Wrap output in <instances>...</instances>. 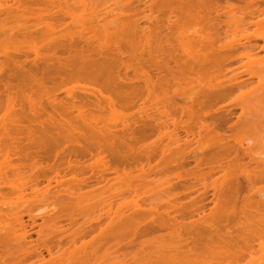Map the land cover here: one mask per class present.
<instances>
[{
	"label": "bare ground",
	"instance_id": "1",
	"mask_svg": "<svg viewBox=\"0 0 264 264\" xmlns=\"http://www.w3.org/2000/svg\"><path fill=\"white\" fill-rule=\"evenodd\" d=\"M76 1L77 0H0V76L2 77L0 79V114L2 113V117L0 115V264H264V187L258 188V184L264 182V168L259 171L258 169L255 172L252 171L253 173L245 170V174L240 177V169L242 167L241 161H244L242 159L245 158V152L242 151L244 155L240 153L242 145L237 143L235 133L227 134L226 131V154H224L226 155V172L224 171V166L223 168L221 167L223 170L219 167L218 171H224L226 173V178H219V180L217 178V180H215L216 178H213L211 174L207 175L209 173L214 175L216 170L214 167L211 169L208 165L207 167L209 170L206 171L209 172L205 173V175L208 177L212 176L214 181H212L210 177L208 179L207 176L205 180L202 178L205 181L204 183H206L207 179L211 182L209 184L207 181L206 184H209L206 185L207 187L202 183L203 188H207L205 191L209 190V187H213L214 189L212 200H209V203L213 201L212 203H214V206L212 207L214 208L212 210V208L210 209V207H208L210 209L208 213H206L208 208L205 209V206L202 205L204 201L201 200L202 198L199 199L202 202L197 200V202L200 203L199 205L197 202L192 201L190 202L192 204L188 206L189 199L185 201L186 199L184 198L185 200H183L185 203H183L181 199L179 200V198L177 201L176 198L178 196H175V200L172 199L173 196H168V198L165 196L166 198L164 199V197H161L162 192L159 191L160 189L158 190V188H160V186L158 187L159 184L162 188L163 186L165 187V185L166 187L174 186L170 180H167V182L165 181L164 184H161V182L157 183L159 181H155V176L160 173L164 175L166 173L178 172L176 170L180 169L177 167L179 161H175L177 159L174 158L178 156L176 154L178 151L180 152L182 147L176 152H173L172 155H170L171 151L170 154L167 155V157L170 156L167 160L168 162L166 161L167 157H165V162L161 160L163 163H159L160 165L156 164L159 159H157L156 162L152 159L150 161L149 159L150 162L154 161L155 164L153 165H156V167H154L152 163L148 164V160H146V166L138 164V166L133 169L131 166L134 163L132 165L130 164V162L132 163V161H134L136 163L134 165H137L138 162H136L134 158L140 161L136 156L141 157L139 154H136L137 152L135 151L137 147L134 146H136L138 142L141 143L149 134L152 135L155 126L157 124L159 125V120L161 122L162 118L159 119V117L162 116L160 115H157L159 120L156 118L158 122H156V120H153L155 122H152V120L148 121L149 119L155 118L152 116L153 113H151V115L149 114L150 110L155 111L154 113L157 112V114L159 112L167 119L170 117L172 120H175L173 115L180 110H176L177 108L175 107L179 100V102L183 103V106L180 108L187 116L183 114L186 118L188 117L190 119V124H188L189 122L186 120L185 123L188 122L186 123L187 125L183 124L184 126H188L187 128L181 125L184 121H182V123L179 121L181 123L180 125L181 127L183 126L182 129L185 128V130H187L189 128L187 131L190 130L189 132H192L191 126L192 123H194L192 120H194L195 113H197L195 110L197 105L195 107V104L198 102L202 104L203 102V100H200L202 101L200 102L197 98L207 100L205 98H209L210 96L216 99L220 97H226V99L234 97L236 99V103L234 104L240 107L241 110V114L238 116V122L242 118L244 119L247 116L255 115L258 109L264 107V56H260L261 52L264 53V44L259 46L257 43L259 41L264 43V4H261V1L264 0L260 2L259 0H155L157 3L153 0L152 4L146 5L147 7L144 2L146 8H141L140 3V6L133 5L131 2L132 0H90L91 3H85V0H78V3L81 5ZM129 3L132 5H128ZM78 5H80L81 8L80 6L78 7ZM78 8L80 10H78ZM88 11H90V16H88L89 13L86 14ZM84 13L86 15H84ZM141 14L144 15H142V18H140ZM105 16L106 18H104ZM162 16L163 18L165 16V22L164 20L162 21ZM170 16L174 18H170ZM140 22L146 24L145 28L144 26L140 27ZM161 31L163 35L160 34ZM84 35H86V37ZM137 35H141L142 37H137L138 40L136 39ZM170 35H174L175 38L171 39ZM162 36L165 37V39L162 38ZM119 40L122 43L123 41L128 42V44L125 43L129 45L132 52L125 49L127 53L131 52L132 54L130 53L128 54L129 56H127V54L125 55L126 52L124 53L122 49L120 51L118 45L124 46L125 44H122ZM157 40L162 42L158 41L160 45L158 43L156 46ZM172 40L173 42L176 41L175 44L179 47L181 52V54L178 53L177 56H174V54L172 55L170 50L175 45L171 43ZM138 41L146 42L144 48L148 49V52H150L149 55L147 49L146 52L143 50L142 44L144 42ZM111 43L115 44L112 45L113 47L115 46L116 53L115 48L110 45ZM164 44L165 46H162V49L161 47L157 49V47ZM152 46H156L154 47L155 51L157 49L156 52H153ZM138 48L142 51L140 50L139 52ZM165 48L166 51H168L167 56L169 57H164L168 59V62L163 63L161 60L162 57H160V55H163L160 53H163ZM134 50L139 53L134 54ZM142 52L146 54L141 55L140 53ZM169 52H171V55ZM137 54H139L140 60L134 57L135 55L137 56ZM124 55L125 57L127 56V58L122 61ZM141 56H143V60H141ZM118 61L120 62L118 63V65L120 64L119 66L117 65ZM125 61L126 63L128 62V64H125ZM171 62H174L173 65H175L174 67L176 69L173 68V70L171 68L169 65ZM120 66H122L125 72H122ZM252 66H256L255 68L258 69L257 71L263 75L251 71L249 68ZM225 68L226 74L224 72ZM155 70L158 73V77H155L154 75L157 74H153L152 72ZM128 71H132L131 73H133V75H129L128 73L130 72ZM154 77L157 80L154 79ZM253 77L257 79L256 84L252 80L254 79ZM223 79H226V87L223 83ZM74 82H84V88L81 90L84 92L83 94L88 97H85L86 101L76 105V87L66 90L65 94L67 98L72 101L70 104L68 103V105L66 103V105L69 106V114L66 110L59 107V104L61 103L60 105H62L64 101L62 102L61 100V102L58 103V100L53 97V92H55L53 90H56L58 84L64 85ZM140 82H144V84ZM87 83L88 86L90 85L89 87L85 85ZM142 95L144 98H142ZM44 98H46L48 102L46 105L49 104L51 108L54 109L53 114L55 115L51 113L50 106L48 108V106L45 105L46 101L43 100ZM137 98H139L138 101H140V99H145L141 100L142 107H140L144 109V111L142 110V113H144L143 115H145L148 109L146 116L149 117L147 121L150 125L144 128L148 129L147 127H149L150 133L141 129V132L135 130L137 134L135 132L131 134L134 130H130L129 128L128 130L125 129L126 127H123L124 125H128V117L124 112L134 105V100L138 102ZM90 99H92L91 102ZM175 101L177 104L173 103ZM170 102L173 106L172 104L169 105ZM55 103L58 104V106ZM41 104L47 109L41 110ZM146 104L149 105L147 106ZM39 105H41L40 108ZM55 105L57 107H55ZM91 106L94 107L93 112L92 110L91 112L88 110ZM170 107L173 109L172 111ZM38 109L41 110V112ZM48 109H50V112L47 111ZM57 110L60 111V113H58L60 115L55 113ZM63 110L64 112L62 113L61 111ZM43 111L50 115L47 114L45 119H40L42 121L39 123L38 117L42 118L44 116V114H41ZM67 113L69 116L74 114L75 117L73 116L72 119L69 118V121L66 119L68 116ZM183 114L182 116H184ZM38 115H42V117ZM52 115L54 117L56 115L60 116V118L54 119ZM227 120L228 119H226V121ZM120 121H122L123 124L122 122L120 123ZM162 121L161 125H165V128H167V126L169 127L167 121L166 124L165 120ZM179 122L175 123L174 121L173 125L175 123L176 127V124H179ZM37 123H39V125L41 124L38 128H36ZM118 123L122 124H119V126L123 127L122 132L121 129L120 132L118 130ZM158 125L156 127L159 129ZM237 125L238 123L236 126ZM116 129L120 134H123L120 135L115 131ZM155 129L158 130L157 128ZM125 130H127L125 134H127V132L130 133V135L128 134V138L124 136ZM176 133H169L167 135L166 132L165 135L169 138L173 136L176 137L178 135V133ZM187 134L190 133L187 132ZM217 134L219 133L217 132ZM132 135L136 137L133 138V140L137 144L133 142L130 146V141H133L132 137H130ZM210 136L211 135L208 133V135L204 137L206 143L202 144V148L199 146L200 151L203 149L205 150L211 145H209V143H211V140L215 137L211 138ZM126 138H130L131 140L128 142ZM188 139L187 137V140ZM220 139L213 140V143L215 141H218L216 143L223 142ZM206 140H208L209 143ZM195 141L197 140L193 142ZM201 141H203V139L197 142L201 143ZM232 141L237 143L240 147L238 148L232 145ZM63 142L71 145V147H67V149L69 148L68 153L70 155L77 154L78 157L81 156V158H85V156L87 158V155H95L96 163H92V161L89 160H94V157L87 158L86 161L89 160L88 162H91L92 165L96 164V168L91 164V168H88V166H86L87 164L83 165L84 169L86 167L88 171L92 169V171L90 170L92 172L91 174L94 173L93 170L96 171L98 169L102 174L106 172L118 174V177H116L117 182L115 181L116 185L112 183L109 188H107V186L111 181L109 183L107 181H109L108 179H110V177L108 178L107 176L108 179H104V177L102 180L100 179L101 181L104 180L105 184L106 182L108 183L107 185L102 184L108 190L104 188L105 190L103 189L100 191L105 193L107 191L108 193L109 191L112 192L114 188L117 192L119 191V194L116 193L114 196H108L106 194L108 197L102 201V204L95 200L99 205L101 204V208L102 205H104V207L108 206L107 210L105 209L104 213L101 212L102 214L96 218L94 217L95 214L93 216L91 213L90 215L93 216L94 219L90 221L89 219L92 217L90 215H87V217L86 214L83 213L82 220L83 218H89L84 221V223L87 221L89 222H87L86 225L84 224L85 226L83 225L84 227H81V229H79V227L82 224L79 225L78 228L76 227L77 231L74 229V232L72 231V233L68 234L69 232L65 233L64 231L66 229L56 228L55 226H58L57 223H52L54 218L50 220L51 224L55 225H53L54 227L52 226L53 230L55 229L54 231L51 228L48 232L44 229L33 232L32 228L35 227L34 225H37L34 224L36 222L34 221L35 218L30 217L33 223L25 224L23 217L20 216L21 214L18 211L19 207L31 205V203H34L36 200L43 201V199H49L47 197H53L55 200H59H57L58 203H55L56 201L54 200L55 205H58L60 202L58 205V214L56 215L61 213L62 218L64 217V219H67L66 217H68L70 219L78 217L74 212L75 216L70 217L72 215L71 209L73 210L74 207L77 208V205L83 204L82 202L86 203L85 200L92 201L96 198L94 195L90 196V194L93 193L92 189H90L92 190L90 193L85 190L90 187V184L92 187L95 183L93 180H97L95 178H98L96 176H99V174L96 175L95 173L96 176L93 174L94 179L92 181H90L88 176V181L86 179H84L86 181L78 180L77 176L80 174L77 175L78 169L75 168L76 165L73 166V164H71V166L67 165V168L63 167L65 165V163L63 165V161H68L65 159V157L67 158L65 154V157L62 156V158L64 157L62 163L61 158L57 160L60 161V164L57 165L58 167H56V169L53 166L54 163L58 162H54L53 166L48 165L50 161L52 163L53 154H55L56 151L58 157L59 154L57 153L59 152L56 149L59 147L61 148ZM175 142H177V140ZM186 142L187 141H185V143ZM189 142L192 143L191 141ZM189 142L186 145L187 147H190V145H188ZM59 143L60 145L57 147L58 145L55 144ZM182 144L180 143V145ZM177 145L179 144L177 143ZM183 145L185 146V144ZM63 146H65V144ZM54 147L57 148L54 149ZM124 147H126L128 151H124ZM191 147L190 149L185 148L191 150V153H195L196 151L193 149L196 148ZM117 148H123V151L119 150V153ZM130 149L132 151L135 149V151H133L136 154L135 157H133L134 153H128ZM168 149L166 150L164 148L166 152ZM243 149L245 148H242V150ZM188 150L187 152H190ZM204 150L202 152H204ZM222 150H220L221 153ZM116 151L118 152V157H121H119L121 160L122 157L125 160V156H127V159L131 156L129 157L131 158L130 161L128 159L129 162L125 160V162L131 165L128 166L129 164L126 163L127 167H130V169L128 168L129 170L125 168L124 163V167L120 168L122 162H120L119 159L115 160L118 158ZM109 152H115V156ZM123 152L126 153L123 154ZM140 152V154L144 153L143 150ZM160 152H162V150ZM182 152L180 153L182 154ZM215 152L216 151H214L212 155H214ZM61 153L63 154V151ZM196 153L198 158L193 156L195 160L197 159L195 161L196 166L195 169L193 167V171L191 170L194 175L195 173L199 174V172L204 171L203 169L205 166L203 164L205 158L202 159V156L199 158L198 152ZM207 153H205V155ZM105 154L110 159V163L115 160L113 164H110L108 160H106ZM201 154L203 155V153ZM153 156L157 158L156 154ZM182 156L184 155L182 154ZM188 156L186 159L190 157ZM245 156L247 157V155ZM208 157L211 159L213 158L212 156H207V158ZM48 158L51 160L46 161L49 163L45 164L44 162L48 160ZM55 158L53 161H55ZM153 159L155 158L153 157ZM169 159H173V161H169ZM76 160L78 161L79 159L76 157ZM255 160L256 159L253 157V163L258 164L257 166L261 165V163H258L259 161L256 162ZM143 161L144 160L141 162L143 163ZM181 161L183 160L181 159ZM174 162H177L175 166H173ZM43 163L45 165H43ZM77 165H79V163ZM80 165L82 166L81 162ZM179 166H181V168L182 166L184 167L182 164ZM190 166H188V168L192 169ZM61 167L63 168L62 171L65 169L68 170L69 173H67V170L66 173L70 175V178L72 177L71 179L75 183V185L73 184L74 187L67 188V186H70L66 184L67 182L63 184V182L68 179V175L66 173V176L65 174H60ZM261 167L257 168L260 169ZM185 170L182 169V172H180H188L186 168ZM242 170L244 169L242 168ZM49 173L50 175L52 174V178ZM191 173L189 174L191 175ZM179 174L176 173L175 175L177 180L185 179V177L183 178V176H179ZM189 174L187 173L188 176ZM53 175H55V177ZM203 175L204 174H202V176ZM243 176L246 177V179H242V181L240 178ZM59 177H62V179H59ZM153 177L155 180H152L154 179ZM39 178L45 179V183H48L47 186L45 185L44 187L45 190H41L39 187L41 183ZM247 178H249L248 181ZM52 181H54L53 183H55V185L52 184ZM97 181L96 184H99ZM104 181L102 183H104ZM88 182L90 183L89 185ZM176 182L177 181H175V185ZM98 184L93 186L99 188L101 184ZM202 184L200 185L202 186ZM64 185L67 186L63 187ZM196 185L197 184L190 186L195 187ZM114 186H118L119 189L117 190L118 187L115 188ZM53 187L55 191L57 190L56 192H54ZM83 187H85V192L83 191L85 194L83 192L80 193ZM155 187L158 192H160V195L159 193L157 194ZM182 187L184 188V186ZM193 187L188 188V190L191 189L192 191L196 188ZM60 188H62V190ZM63 188L67 189L63 190ZM162 188L161 191L163 190ZM165 188L164 190L169 193L170 191L168 190L170 188L168 190ZM164 190L163 192L166 193ZM218 190H220V192ZM215 191L218 193H215ZM245 191L248 193H244ZM188 192L189 191H187V193ZM124 193H128L127 196H129V198L123 196ZM11 195H13V198L15 195L19 196L15 198V201H12L10 198ZM98 195L96 199L99 198ZM102 196H100V199ZM120 196L127 198L122 201L118 198ZM186 196L187 194L185 197ZM203 196H205V194ZM65 197H67L68 200ZM197 197L198 196H196L195 199H197ZM63 199L67 201L64 203L66 205L62 204ZM73 199H75L77 203L81 202V204L76 203V205H74L72 202L74 207H71L72 204L68 206L71 200L74 201ZM114 199L119 202L116 204L115 211L113 209ZM37 201L35 203H37ZM95 205L96 204H94V206ZM163 207H165V209ZM85 208L87 207L85 206ZM67 210L71 211V214L68 211L69 216L68 214L64 216ZM83 210L87 211L88 209L85 210L82 208V212H84ZM63 211L65 212L62 216ZM80 211L78 212L80 213ZM90 211L87 213H90ZM99 213L100 212L97 211V215ZM56 217L59 219L58 216ZM61 217L60 219H62ZM193 217L195 219H193ZM44 221L47 222L46 219H44ZM81 221L79 220L77 224ZM45 222L43 223L46 224ZM70 225H73V223L71 222ZM40 227L39 225V228ZM51 231L61 236L59 238L56 234L57 238L55 237V239L58 241H55V239L51 241V239H53L52 235H55L54 233L52 234ZM31 232L37 234V243L31 240ZM49 232H51L52 235ZM89 237L90 239H86ZM145 238L146 240H144ZM45 254H47L49 258H45Z\"/></svg>",
	"mask_w": 264,
	"mask_h": 264
},
{
	"label": "rangeland",
	"instance_id": "2",
	"mask_svg": "<svg viewBox=\"0 0 264 264\" xmlns=\"http://www.w3.org/2000/svg\"><path fill=\"white\" fill-rule=\"evenodd\" d=\"M80 1H81V0H80ZM89 1H90V0H85V3H91L92 0H91L90 2H89ZM135 1H136V2H135ZM137 1H138V0H132L131 2H132L133 5H137V6H140V4H141V6H140L141 8H146V7H147L146 5H149L150 3H151V4L153 3V0H152V1H151V0H148V1H147V0H145V1H144V0H142V1L139 0L138 2H137ZM149 1H150V2H149ZM154 1H155V0H154ZM156 1H158V0H156ZM156 1H155V3H157ZM159 1H160V0H159ZM260 1H261V0H259V2H260ZM76 2L78 3V0H77ZM144 2H145V6H146V7L144 6ZM139 3H140V4H139ZM78 4H80V3H78ZM132 4L129 3L128 5L131 6ZM261 4H264V1H261ZM80 5H81V4H80ZM80 5H78V7H79ZM80 8H81V6H80ZM78 10H80V9L78 8ZM101 10H102V8H101ZM89 12H90V11L86 12V14L89 13ZM86 14L84 13V15H86ZM142 15H143V14L140 15V16H141L140 18H142ZM88 16H90V13H89ZM88 16H87V18H88ZM143 16H144V15H143ZM104 18H106V16H105ZM107 18H108V16H107ZM160 18H161V17H160ZM162 18H163V16H162ZM170 18H174V17L170 16ZM102 19H103V18H102ZM165 19H166V18H165V16H164V18L162 19V21L164 20V22H165ZM173 20H174V19H173ZM164 24H165V23H164ZM140 25H141L140 27H143V26H144V28H145V25H146V24H144V22H140ZM164 32H165V31H164ZM160 34L163 35L162 31L160 32ZM164 34H165V33H164ZM161 35H159V36H161ZM84 36L86 37V35H84ZM87 36H88V35H87ZM139 36L142 37L141 35H139ZM139 36L137 35V36H136V39H138L137 37H139ZM166 36H167V35H166ZM89 37H90V35H89ZM140 37H139V38H140ZM143 37H144V35H143ZM170 37H171V39H172V38H175L174 35H172V36L170 35ZM170 37H169V38H170ZM162 38L165 39V37H163V36H162ZM122 40H123V39H122ZM138 40H139V39H138ZM141 40H142V38H141ZM143 40H144V39H143ZM162 40H163V39H162ZM174 40H175V39H174ZM119 41H120V40H119ZM136 41H137V40H136ZM144 41H145V40H144ZM144 41H143V42H144ZM158 41H159V40H157V43L155 42V43H156V46H157V44H158L159 42H162V41H159V42H158ZM170 41H171V40H170ZM120 42H121V41H120ZM120 42H119V43H120ZM125 42L128 44L127 41H125ZM125 42H124V41H123V43L121 42L122 44H125L124 46H121V45H118V44H117V45H118L120 51H121V49H122V51H124V53L126 52L125 55L127 54V56H129L128 54H130V53L132 52V50L130 49L129 45H126ZM138 42H142V41H138ZM143 42H142V43H143ZM175 42H176V41L173 42V40H172L171 43L174 45ZM115 43H116V42H115ZM117 43H118V42H117ZM142 43H141V44H142ZM257 43L259 44V46H261V45L264 44L262 41H259V42H257ZM112 44H113V43H111L110 45L113 47V45H115V44H113V45H112ZM144 44L146 45V42H144V43L142 44V46H143V50H145V52H146V49H147V48H146V49L144 48V47H145ZM153 44H154V43H153ZM161 44H162V43H161ZM154 45H155V44H154ZM159 45H160V43H159ZM159 45H158V46H159ZM175 45H176V44H175ZM175 45H174V46L172 47V49H170V50H171V52H172V55L174 54V56H177V54H178V53L181 54V52H180V50H179V47H177V45H176V46H175ZM111 46H109V47H111ZM120 46H121V48H120ZM140 46H141V45H140ZM142 46H141V47H142ZM156 46H152V47H153V48H152L153 52L155 51V50H154V47H156ZM162 46L164 47L165 44H164V45H161V46H159V47H157V49H159L160 47H161V49H162V48H163ZM116 47H117V46H116ZM118 47H117V48H118ZM127 47H129V48H127ZM147 47H148V46H147ZM174 47H175V48H174ZM113 48H115V46H114ZM113 48H112V49H113ZM125 48H126L128 51H131V52H130V53H129V52L127 53V50H126ZM139 48H140V47H139ZM139 48H138V51L140 52L141 49L139 50ZM112 49H111V50H112ZM124 49H125V50H124ZM155 49H156V48H155ZM157 49H156V51H157ZM168 50H169V49H168ZM170 50H169V51H170ZM113 51H114V49H113ZM138 51L136 52V51L134 50V52H135L134 54L139 53ZM141 51H142V50H141ZM149 51H150V50H149ZM156 51H155V52H156ZM165 51H166V48H165V50H164L163 53H160V54H162L163 56H161V55L159 54L160 57H162L161 60L163 61V63H164V62H165V63L168 62V59H167V58H164V57L167 56L168 51H166V53H165ZM116 52H117V51H116V48H115V53H116ZM171 52H169V54H170ZM174 52L176 53V55H175ZM147 53H148V55H149V53H150V52H148V49H147ZM131 54H132V53H131ZM140 54H141V55H142V54L145 55L146 53L144 54V52H142V53H140ZM165 54H166V55H165ZM180 54H179V55H180ZM125 55H124V57H122V61L126 60L127 56L125 57ZM170 55H171V54H170ZM179 55H178V57H179ZM261 55L264 56V53L261 52V53H260V56H261ZM133 56H134V55H133ZM146 56H147V55H146ZM134 57H136V58L139 59V54H137V56L135 55ZM142 57H143V56H141V58H142ZM144 57H145V56H144ZM148 57H149V56H148ZM153 57H154V56H153ZM158 57H159V56H158ZM160 57H159V58H160ZM167 57H169V56H167ZM32 58H33V57H32ZM123 58H124V59H123ZM149 58H150V57H149ZM176 58H177V57H176ZM144 59H147V58H144ZM164 59H165V61H164ZM127 60H128V59H127ZM139 60H140V59H139ZM141 60H143V58H142ZM115 62H116V61H115ZM118 63H120V62L118 61V62H117V65H118ZM124 63H125V64H128V62L126 63V61H125ZM173 63H174V62H171V63L169 64V65L171 66L172 69L175 68V67H174L175 65H173ZM171 64H172V65H171ZM119 65H120V64H119ZM119 65H118V66H119ZM118 66H117V67H118ZM124 66H125V65H124ZM128 66H129V65H128ZM172 66H173V67H172ZM120 67H121V69H122V66H120ZM225 67H226V66H225ZM255 67H256V66H252V67H250L249 69H250L251 71L258 72V71H257L258 69L255 68ZM7 69H8V68H7ZM175 69H176V68H175ZM173 70H174V69H173ZM13 71H14V70H13ZM123 71H124V69H122V72H123ZM124 72H125V71H124ZM128 72H130V71H128ZM131 72H132V71H131ZM131 72L128 73V74H129V75L131 74V76H132L133 73H131ZM152 72H153V74H157V75H154L155 77H156V76L158 77V73L156 72V70H155V71H152ZM158 72H159V71H158ZM224 72H225V74H226V68H225V71H224ZM258 73H260V72H258ZM260 74H262V73H260ZM262 75H263V74H262ZM131 76H130V77H131ZM155 77H154V79H156ZM1 78H2V77L0 76V79H1ZM253 78H254V79H252V80H253V82L256 84V83H257V79H256V77H253ZM156 80H157V79H156ZM223 81H224L223 83L225 84V87H226V79H223ZM83 83H84V82H82V83H81V82H79V83L74 82V83H68V84H64V85H60V84H58V85L56 86V90H57V91H56V90H53V91H55V92H53V93H54V96H53V94H52V96H53L56 100H58V103H60L61 100H62V102L64 101L62 105H60L61 103L59 104V107H60V108L66 110V111L69 113V106H67V105H68V103L70 104L72 101H70V100L67 98V96H66V94H65V91L68 90V89H70V88H72V87H76V90H75V104L78 105V104H81L82 102L86 101V98H87L88 96L86 97V95L83 94L84 92L81 90L82 88H84V87H83ZM140 83H143V84H144V82H140ZM13 84H14V82H13ZM15 84H16V82H15ZM49 85H50V84H49ZM49 85H48V86H49ZM81 85H82V86H81ZM85 85L88 86V83L85 84ZM50 86H51V85H50ZM89 86H90V85H89ZM89 86H88V87H89ZM92 86H93V85H92ZM142 86H143V85H142ZM51 87H52V86H51ZM93 87H94V86H93ZM91 88H92V87H91ZM173 89H174V88H173ZM174 90H175V89H174ZM50 91H51V90H50ZM171 91H173V90H171ZM171 91H170V92H171ZM57 92H58V93H57ZM55 94H57V95H55ZM144 94H146V93H144ZM144 94H143V95H144ZM170 94H171V93H170ZM143 95H142V96H143ZM171 95H172V94H171ZM171 95H170V96H171ZM144 96H146V95H144ZM144 96H143L142 98H144ZM53 97H51V98H53ZM85 97H86V98H85ZM140 97H141V96H140ZM54 98H53V99H54ZM55 99H54V100H55ZM138 99H139V98H137V101H138ZM195 99H196V98H195ZM198 99H199V101H200V100H203V102L200 101V102H202V104H200L199 102H198L199 104L197 103V100H198ZM205 99H207V100H204V99H202V98H197V100H196V103H197V104H195V107H196V105H197V107H196V109H195V107H194V109L197 111L198 115H197V113H195L197 116L195 115L194 120H192V122H194V123H192V126L189 125V126H191V130H192L193 133H192V132H189L190 130L187 131L189 128H188L187 130H185V128L188 127V126H186V125H187L186 123L189 122L188 124H190V121H189L190 119H189L188 117L186 118L187 115L184 113V111L182 112V110H181L180 107L183 106V103H182V102H179L178 99H177V100H178V102H177L178 104L176 103V101L173 102V103L177 104V106H175V107L177 108L176 110H179V109H180L181 112H180V110H179V111H177V113H176L175 115H173V117L175 118V120H172L170 117H169V119H167V118H165V116L161 115L159 112H158V114H157V112L154 113L155 111H151V110L149 111V112H150L149 114L151 115V113H153L152 116L155 117V118H154V119H149V120H148L149 117L146 116V115H147V110H148V109H147V110L145 109V110H146L145 115H143L144 113H142V112L144 111V109H141V107H142V104H141L142 101H141V100H145V99H140L141 102H140V101L136 102V100H134V101H135V102H134V105H132L134 108L131 106L128 110H126V112H124V113L126 114V116L128 117V118H127V119H128V120H127V123H128L127 126H128V127H127L126 125H124L123 127H124V128L126 127L125 129H128V128H129L130 130H134V131L131 132V134H134L133 132H135V130H139L138 132H141V129H143V130L146 131V132L148 131V133H150L151 131L149 132V127H147L148 129H145L146 126H149V125H150V124H148V121H151V120H152V122H155V121H153V120H156V118L160 115V116H162V117H159V119L162 118V119H161V122H160V120L157 118V119L159 120V125L156 123V124L159 126V129H158V127H156L157 125H156V126L154 125L155 123L152 124V125H154L155 128H157L158 130H156V129L154 128V129H153L154 131L152 130V131H153L152 135H151V134H149V136L146 135V136H148V137H145V139H143V141L141 140V141H142L141 143L138 142L139 145L133 140V138H136V137H133V135L130 136V137H132V140H133V141H130L129 145H130L131 143H133V142L136 143L138 146H137V145H136V146L132 145V146L137 147L136 149H137L138 151H137V150L135 151V149H134L133 151L137 152L136 154H139V155L141 156V157L136 156V154H135L131 149H130V151L128 152L129 154L134 153L135 155L133 154V157L136 156V157H138V158L140 159V161H137L136 158H134L135 161L138 162L137 165H134V164H136L134 161H132V163L130 162L131 165L134 163L132 166L128 163V162L130 161V159H131V158H129V157H131V156L128 157L129 161H128V159L126 158L127 156H125V160H127L128 162H125V160L123 159V157H122V160H123V161H122L121 159H119L120 156L118 157V154H117V153H118V152L120 153L119 150L123 151V150H122L123 148H122V149H121V148H120V149L117 148V149H118V152L116 151V154H117V157H118V158L115 159V160H118V159H119V161L122 162V164H121L122 166L120 165V168L125 166V168H127V169H128V168L130 169V167H127V164H129L128 166H131L132 169H133V168H136V167L138 166V164H142V165H145V166H146V165H147V162H148V164H151V163H152V165H153V164H155L154 161L156 162L157 159H159V160H158V163L156 162V164L160 165V164L163 163L162 161L165 162V157H167V155H169L171 151H172V152H171L170 155H172L173 152H176L177 150L181 149L180 147H182V149L180 150V152L185 151V152H182V154H183L184 156H182V154L178 151L179 153H178V152H177V154L174 153V154L178 155V156L175 155L176 158H174V159H177V160H175V161H177V162L179 161L178 164H179V165L182 164V165H184V167L182 166V168H181V166H179V165L177 164V162H174V163H173V166H175V164H177V167H179L181 170H182V169L185 170V168L187 169L188 172H184L185 174H184V173H181L182 171H181L179 168H178V169H179L181 172H180L179 170H176V171H178V172H176V173L179 174V172H180L179 176H183V178L185 177V179H186L187 181H186L185 179H182L183 181H182L181 179L177 180V178H175L176 173H166L167 175H166V174L161 175V173H160V174H157V175H156L157 177L155 176L156 180H155L154 177H153L154 179H152V178H151V179H152V180H155V181H159V182H157V183H160V182H161V184H164L165 181L167 182V180H168V181L170 180V181L172 182V185H174V186H171V187H169V186L166 187V185H165L166 188H165L163 185H162L163 188L161 187L160 184L158 185V187L160 186V188H158V190L160 189L159 191L162 192V194H161L162 196H161V197H164V199L166 198L165 196H167V198H168V196H169V197H172V196H173L172 199H174L175 196H176V197L178 196V197L176 198L177 201H178V198H179V200L181 199V200L183 201V203H185V202H184L185 199H186L185 201H188V199H189V201H188L189 204L186 202V203L188 204V206H190V205L192 204V203H190V202H192V201L197 202V200H198V201L200 202L201 200H202V201L204 200L203 202H202V201H201V202L203 203L202 205L205 206V209H207L208 207H210V209L212 208V210H213L214 207H212V206H214V203H212L213 201H210V203H209V200H210V199L212 200V196L214 195V192H213L214 189H213V187H209V186H208L210 189L208 188L209 190L205 191L207 188H206V189H205V187L203 188V184H205V186H206V185H209V184L211 183V182L208 181V179H209L210 176L208 177L207 175H210V174H211V175L213 176V178H216L215 180H217V178H218V180H219V178H223V177L226 176V175H225V174H226V173H225V172H226V166H225V165H226V158H225L226 155H224V154H226V152H225V151H226V149H225V148H226V131H227V134H233V133H235V135H236L235 138L237 139V143H240V144L242 145V148H245V149H243V150H242V148H240V151H241L240 153L243 154V152H245V155H247V157H246V156L243 154L245 158L242 159V160H244V161H241V166H242V167H241V169H240V170H241V172H240V177H241L243 174H245V170H246V171H250V172H252V171L255 172L257 169H258V171H259V170H262V169L264 168V107H262L263 109L260 108V109H262L263 111L260 110V109H258L256 113L254 112L255 115L253 114L252 116H247V117H245L244 119L242 118V119L238 122V116H240V114H241V110H240V107H237V106L234 104V103H236V99H235L234 97H232V98H230V99H226V97H224V98H221V97H220L219 99H216V98H213V97L211 98V96H210L209 98L207 97V98H205ZM43 100L46 101V103H45V105H46V104L48 103L47 100H46V98H44ZM91 100H92V99H90V102H91ZM234 100H235V101H234ZM205 101H206V102H205ZM90 102H86V103H90ZM66 103H67V105H66ZM135 103H137V104H135ZM232 103H233V104H232ZM42 104H43V101H42ZM42 104H41V105H42ZM55 104H56V103H55ZM171 104H172V103L170 102L169 105H171ZM41 105H39V108H40ZM45 105H44V106H45ZM56 105L58 106V104H56ZM56 105H55V107H57ZM64 105H65V106H64ZM146 105L148 106L149 104H146ZM46 106H48V108H49L50 105L48 104V105H46ZM63 106H64L65 108H64ZM140 106H141V107H140ZM172 106H173V104H172ZM172 106H171V107H172ZM178 106H179V108H178ZM199 106H200V107H199ZM263 106H264V105H263ZM24 107H25V106H24ZM41 107H42V108H40L41 110H42V109H44V110L47 109L46 107H43V105H42ZM92 107H93V106H91V108H92ZM143 107H144V106H143ZM171 107H170V108H171ZM175 107H173V108H175ZM198 107H199V108H198ZM50 108H51V106H50ZM91 108H90V107L88 108V110H90L89 112H91V110H92V112H93L94 107H93L92 109H91ZM131 108H132V109H131ZM38 110H39V109H38ZM41 110H39V111L41 112ZM49 110H50V109H48L47 111H48V112L51 111L52 114L54 113V112H53V110H54L53 108H51L50 111H49ZM64 110L61 111V112L63 113ZM129 110H130V111H129ZM142 110H143V111H142ZM172 110H173V109L171 108V111H172ZM127 111H128V112H127ZM196 111H195V112H196ZM140 112L142 113V115H141ZM55 113H56L57 115H60V114H58V113H60L59 110H57ZM68 113H67L68 116H67L66 119L69 120V118L72 119L73 116L75 117L74 114H71V115L69 116L70 113H69V114H68ZM94 113H95V110H94ZM180 113H182V114L184 113L186 116H185L184 114H183L184 116H182V114H180ZM39 114H40V113H39ZM41 114H44V116L42 117V115H38V116H41V117H42V118L38 117V118H39V120H38L39 123H40V121H42L43 119H45L46 115L49 114V113H46V112L43 111V113H41ZM0 115H1V117H2V113H1ZM49 115H50V114H49ZM53 115H55V114H53ZM53 115H52V117H54ZM57 115L54 117V119H58V117L60 118V116H57ZM157 115H158V116H157ZM38 118H37V119H38ZM40 119H42V120H40ZM226 119H228V120L226 121ZM147 120H148V121H147ZM162 120H165V124H166V121H167L169 127L167 126V128H165L166 126L162 124L163 127H164V128H163L162 125H161V123L163 122ZM176 120H177V121H176ZM185 120L188 121V122L185 123ZM69 121H70V120H69ZM168 121H169V122H168ZM171 121H173V122L175 121V123H177V122H179V121H180L181 123H182V121H184V122H183L182 124L179 122V124H176V127H175V123H174V125H173V122H171ZM76 122H77V121H76ZM121 122H122V121H120V123H121ZM156 122H158V121L156 120ZM39 123H37L36 128H38V126H41V124L39 125ZM120 123H118V126H119ZM237 123H238V125L236 126ZM122 124H123V122H122ZM122 124H120V125H122ZM124 124H126V123H124ZM180 124H181V125L186 124V125H185L186 127L183 125L185 128L182 129L183 126L181 127ZM152 125H151V126H152ZM177 125H178V126H177ZM154 126H153V127H154ZM233 126H234V127H233ZM44 127H45V126H44ZM123 127H122V126H119V129H118L117 127H116V128L119 130V132H120V129H121V132H122V128H123ZM144 127H145V128H144ZM153 127H152V128H153ZM192 127H193V129H192ZM235 127H236V128H235ZM162 128H163V129H162ZM117 129L115 130L116 132H118ZM129 129H128V130H129ZM160 129H161V131H160ZM166 129H167V130H166ZM173 129H174V130H173ZM213 129H214V130H213ZM53 130H55V129H53ZM126 131H127V130L124 131V134H125ZM159 131H160V132H159ZM174 131H175V132H174ZM186 131H187L188 133H190V134H187ZM119 132H118V133H119ZM136 132H137V131H136ZM136 132H135V133H136ZM166 132H167V135H168L169 133L172 134V133H176V132L178 133V135H177L176 137L173 136V137H170V138H169L168 136L165 135ZM168 132H169V133H168ZM217 132H218L220 135L217 134ZM177 133H176V134H177ZM208 133L211 135V136H210L211 138H212V137H213V138H214V137H215V138H218V139H215V138H214L213 140H219V139L221 138L220 140L223 141V142L216 143V142H218V141H215L214 143H216V144H214V143H213V140H211V141H212L211 143H209V141H208L209 139L206 140V141H208L209 145H210V144H211V145L208 146L205 150L203 149L205 153L208 152V153L205 155V153L202 152L203 150L200 151V148H202V144H205V143H206L204 137H205L206 135H208ZM119 134H120V133H119ZM121 134H123V133H121ZM121 134H120V135H121ZM128 134L130 135V133L127 132V134H125L124 136H125V137L127 136V138H128V137H129ZM136 134H137V133H136ZM136 134H135V135H136ZM191 134H192V135H191ZM135 135H134V136H135ZM217 135H219V136H217ZM235 135H234V136H235ZM124 136H122V137H124ZM193 136H194V137H193ZM187 137L189 138L188 140H187ZM219 137H220V138H219ZM127 138H126V141L128 140V142H129V140H131V139H130V138L127 139ZM168 138H169V139H168ZM175 138H176V139H175ZM192 139H193V141H194V140H197V141L199 140V141H200V140L203 139V141H201V143H200V142L198 143L197 141L193 142ZM176 140H177V142H175ZM178 141H179V142H178ZM185 141H187V142L185 143ZM189 141H191L192 143H190ZM124 142H125V141H124ZM172 142H174V143H172ZM188 142H189L188 145H190V147L192 146L191 148H194V147H195L196 149L198 148L197 150H196V149H193V150L196 151V152H198V154H199V158H200L201 156L203 157L202 159L205 158V161H206V162H205L204 160H203L204 162L202 161L203 164L205 165V166H204V169H203L204 171L201 170L202 172H199V174H196V173H195V175H194V173L192 172V171H193V167H194V169H195V166H196V165H195V164H196L195 161H196L197 159L195 160V158H196V157L198 158V156H197V153H196V152H195V153H191V150L186 149V148H189V149H190V147H187V146H186ZM61 143H62V142H61ZM177 143H178L179 145H177ZM180 143H181V144H182V143L185 144V146H184L183 144H182L183 146L180 145ZM221 143H222V144H221ZM237 143H235V142L232 141V145H234L235 147H238V148H239L240 146L237 145ZM64 144H65L66 147L63 146ZM127 144H128V143H127ZM192 144H193V145H192ZM55 145H58L57 147H59L60 143H59V144H55ZM171 145H173V146H171ZM212 145H213V146H212ZM216 145H217V146H216ZM218 145H219L221 148H220ZM130 146H131V145H130ZM130 146H129V147H130ZM169 146H171V147H169ZM175 146H177V147H175ZM199 146H200V148H199ZM222 146H223V147H222ZM57 147H54V149H56ZM67 147H71V145H68V143L63 142V144L61 145V148L59 147V148L56 149V150H58V152H59V153H57V154H59L58 157H57V155H56V152H57V151H56L55 154H53L54 156L51 155V156H53V158H52V163H51V161H50L51 159L49 160V158H48V160H45L44 163L46 164V163H49V162H46V161H50V164H48V165L53 166V163H54V162H58V163H54V166H53V167H55V169H56V167H58L57 165L60 164V163H59L60 161H57V160H59V158H61L62 160H61V159H60V160H61V163H62V161L64 160V157H65V155H66L67 158L65 157V159L68 160V161H66V162H68V163H66L65 161H63V165H64V163H65V165H64L63 167H66V168H67V165H68V166H71V164H73V166L76 165L75 168L78 169V172H77L78 174H77V175H79V174L81 175V176H80V175H79V176L76 175L78 180L83 181L84 179H86V180L88 181V179H87V176H88L89 179H90V181H92V180L94 179L93 174H94V176H96V175L99 174L100 177H99V176H96V177H98V178H95V179H97V180H98V179H99V180H100V179L102 180L103 177H104V179H108V178L110 177V179H108L109 181H107L108 183L111 181V183H109L110 185H109L107 182H106V184H105V181H104V180H103L104 183H102L103 181H101V180H100L101 183L99 182V180H98V181H97V180H93V182H95V183L93 184L94 186H96V185L98 184V183L96 184V181H97V182H99V184H101V186H102L103 188L98 184V185H99V188H98V187L95 188V187L92 185V187L94 188V189H93V188L91 187V184H90V183H93V182H90V181H89L90 183L88 182V185L90 184L89 186H90L91 188L88 186L89 188H86L87 190H85V187H83L82 191H80V193L83 192L84 190L90 193V191L93 190V193H91L90 196H91V195H94V196H96V198H97V195H98V194H99L100 196L104 195V196L101 197L102 200L100 199V196H99V195H98V197H99L98 199H96V198H94V197L92 196V197L94 198V199L92 200L93 202H95V200H97V201H99V203L102 204V203H103L102 201H103L104 199H106V197H108V196H114V195H116V193L119 194V191L117 192L116 189H114V188H113V190L111 189L112 192L109 191L108 193H107V191H106V193L103 192V191H100V190H103L104 188L106 189V187L103 186V185H107V184H108L107 188H109V187L111 186L112 183H113V185H114V184L117 182L116 177H118V174H115L114 172H111V173H110V172H109V173L106 172L107 174L104 173V174H105V175H104V174H102V173L99 172V171H100L99 169H98V170L95 169L96 171L93 170L94 173L91 174V173H92V172H91L92 169H89V171L91 170V171L89 172V171L86 169V167H85V169H84L83 165L87 164L86 166H88V168H89V167H90V164L92 165V163H94V162L96 161V160H95L96 157H94L95 155H94V156H92V155H90V156L87 155V156H88V157H87L88 159L91 158V157H94V160L89 159L90 161H92V163H91V162H88L89 160L86 161V159H87L86 156H85V158L82 157V158H83V159H82L81 156L78 157L77 154H75V155H70V154L68 153V152H69V148L67 149ZM138 147H139V148H138ZM161 147H162V148H161ZM163 147H164L166 150L169 148L168 151L166 152V151L164 150ZM185 147H186V148H185ZM52 148H53V146H52ZM124 148H125V149H124V151H125V150H126V147H124ZM130 148H131V147H130ZM132 148H133V147H132ZM177 148H178V149H177ZM217 148H218V149H217ZM63 149H64V150H63ZM145 149H146L147 151H146ZM160 149L162 150V152H160V151H161ZM174 149H175V151H174ZM216 149H217L218 151H217ZM222 149H223V150H222ZM141 150H143V152H144V150H145V152H144L143 154H140V153H141V152H140ZM158 150H159V152H158ZM163 150H164V151H163ZM169 150H170V151H169ZM187 150L190 151V152H187ZM193 150H192V151H193ZM211 150H212V151H211ZM220 150H222V153H221ZM244 150H245V151H244ZM62 151H63V154L61 153ZM126 151H128V149H127ZM149 151H150V153H149ZM153 151H154V152L157 151V152L154 153ZM210 151H211V152H210ZM214 151H216V152L214 153V155H212ZM219 151H220V152H219ZM242 151H243V152H242ZM247 151H248V152H247ZM105 152H108V151H105ZM130 152H131V153H130ZM165 152H166V153H165ZM186 152H187L188 154H187ZM109 153H111V152H109ZM114 153H115V152H114ZM114 153H111V154L115 156ZM125 153H126V152H125ZM125 153L123 152V154H125ZM128 153H127V154H128ZM152 153H154V154H152ZM201 153H203L204 156H203ZM218 153H219V154H218ZM64 154H65V155H64ZM147 154L152 155V156H149V155H147ZM155 154L157 155V158H156V156H153V155H155ZM162 154H163V155H162ZM190 154H191V155H190ZM195 154H196V155H195ZM200 154H201V155H200ZM209 154H211V155H209ZM242 154H241V156L243 157ZM250 154H251V155H250ZM60 155H61V156H60ZM105 155H106V154H105ZM108 155H109V154H108ZM120 155H122V154H120ZM161 155H162V156H161ZM185 155H186V156H185ZM188 155H189L190 157H189ZM219 155H221V156H219ZM222 155H223V156H222ZM62 156H64V157L62 158ZM148 156H149V157H148ZM159 156H160V158H159ZM187 156H188L191 160H190L189 158L186 159ZM191 156H192V158H193V156H194V157L196 156V157L193 158V159H194V160H193V159L191 158ZM207 156H210V157L212 156L213 158H212V159L209 158V157L207 158ZM218 156H219V157H218ZM233 156H234V155H233ZM233 156H232V157H233ZM248 156H249V157H248ZM252 156L254 157V159H256L255 161H256V162L259 161L258 163H259V164L261 163V165L257 166L258 164L253 163V161H252V158H253V157H252ZM55 157H56V158H55ZM76 157H77V159L80 160L82 166L80 165L79 160H78V161L76 160ZM109 157H110V155H109ZM147 157H148V158H147ZM153 157H154L155 159H153ZM177 157H178V158H177ZM181 157H182V158H181ZM184 157H185V158H184ZM214 157H215V158H214ZM217 157H218V159L216 160ZM54 158H55V161H53ZM68 158H69V159H68ZM70 158H71V159H70ZM114 158H115V157H114ZM120 158H121V157H120ZM138 158H137V159H138ZM142 158H143V159H142ZM161 158H163V159H161ZM168 158H170V156H168V157L166 158V161L168 160ZM179 158H180V159H179ZM206 158H207V160H208L209 162L206 160ZM220 158H222V159H220ZM224 158H225V159H224ZM250 158H251V159H250ZM74 159H75L76 161H75ZM81 159H82V160H81ZM84 159H85V160H84ZM92 159H93V158H92ZM111 159H112V158H111ZM149 159H150V161H151V159L154 160V161L150 162ZM178 159H179V160H178ZM181 159H182L183 161H181ZM209 159H210V160H209ZM248 159H250V160H248ZM69 160H70V161H69ZM83 160H84V161H83ZM106 160H108V162L110 163V159L108 158L107 155H106ZM112 160H113V159H112ZM112 160H111V162H112ZM115 160H113V162L110 163V164H113ZM132 160H133V159H132ZM142 160H144L145 162L143 161V163H142V162H141ZM146 160H148V161L146 162ZM161 160H162V161H161ZM171 160L173 161V159H169V161H171ZM192 161H194V162H192ZM167 162H168V161H167ZM191 162H192V163H191ZM242 162H243V164H242ZM244 162H245V163H244ZM247 162H248V163H247ZM44 163H43V165H45ZM69 163H70V164H69ZM78 163H79V165H77ZM83 163H84V164H83ZM88 163H89V165H88ZM95 163H96V162H95ZM123 163H124V166H123ZM126 163H127V164H126ZM159 163H160V164H159ZM187 163H188V164H187ZM189 163H190V164H189ZM193 163H194V164H193ZM206 163H207V164H206ZM51 164H52V165H51ZM55 164H56V166H55ZM191 164H192V165H191ZM203 164H202V165H203ZM223 164H224V165H223ZM246 164H247V165H246ZM93 165H94L95 168H96V164H93ZM93 165H92V166H93ZM190 165H191V166H190ZM207 165H208V167H210L211 169H212L213 167L216 169V170L214 169V170H215L214 175H213L212 173H209V174L205 175V173H208V172H209V171H208V172L206 171V170H209L208 167H207ZM221 165H222V166H221ZM245 165H246V167H245ZM59 166H60V165H59ZM61 166H62V164H61ZM134 166H135V167H134ZM153 166H154V165H153ZM188 166H190L192 169L188 168ZM211 166H212V167H211ZM223 166H224V168H225V170H224L225 172H224V171H221V170H220L221 172H218V171H219V167H220V168H221V167L223 168ZM261 166H262V167H261ZM79 167H80V168H79ZM112 167H113V166H112ZM154 167H156V165H155ZM217 167H218V169H217ZM247 167H249V168H247ZM257 167H261V168L259 169V168H257ZM90 168H91V167H90ZM92 168H93V167H92ZM120 168H119V169H120ZM222 168H221V169H222ZM242 168H243L244 170H242ZM245 168H246V169H245ZM62 169H63V168L61 167V171H60L61 173H60V174H65L67 169L64 168L65 170H63V171H62ZM82 169H83L84 171H83ZM123 169H124V168H123ZM127 169H126V170H127ZM129 169H128V170H129ZM79 170H80V171H79ZM120 170H122V169H120ZM174 170H175V169H174ZM189 170H190V172H189ZM191 170H192V171H191ZM222 170H223V169H222ZM81 171H82V172H81ZM85 171H86V172L88 171V172L86 173ZM97 171H98V172H97ZM185 171H186V170H185ZM205 171H206V172H205ZM216 171H217V172H216ZM62 172H64V173H62ZM83 172H85V173H83ZM119 172H120V171H119ZM191 172H192V173H191ZM253 172H252V173H253ZM67 173H69L68 170H67ZM67 173H66V174H67ZM70 173H71V172H70ZM95 173H96V175H95ZM156 173H157V172H156ZM187 173H188V174L191 173V175L189 174V176H188ZM200 173H201V174H200ZM66 174H65V176H66ZM71 174H74V173H71ZM82 174H83V175H82ZM85 174H86V177H85ZM136 174H137V173H136ZM172 174H174V175H172ZM202 174H204V175L202 176ZM49 175H50V173H49ZM49 175H48V176H49ZM51 175H52V174H51ZM51 175H50V177H51ZM67 175H68V179H66V178H67V177H66V178H65L66 180L64 179L65 181L63 182V184H65V183L67 182L66 184H67V185H70V186L64 185L63 187L67 186V188H69V187L72 188V187H74L75 183H74V181L71 179L72 177L70 178V177H69L70 175H69V174H67ZM91 175H92V176H91ZM115 175H116V176H115ZM120 175H121V174H120ZM134 175H135V173H134ZM154 175H155V174H154ZM184 175H185V176H184ZM197 175H198V176H197ZM199 175H201V176H199ZM53 176L55 177V175H53ZM61 176L64 177L63 175H61ZM72 176H73V175H72ZM105 176H106V177H105ZM107 176H108V178H107ZM113 176H115V177H113ZM177 176H178V175H177ZM186 176L188 177V179H187ZM195 176H196V177H195ZM206 176H207V178H208V179L206 180V183H207V181H208L209 184L204 183V182H205L204 180H205ZM212 176L210 177V179H211L212 181H214L213 178H212ZM62 177H59V179H62ZM84 177H85V178H84ZM91 177H92V178H91ZM112 177H113V178H112ZM193 177H194V178H193ZM243 177H244V176H243ZM243 177L240 178V179H241V180H242V179H246V177H244V178H243ZM41 178H43V177H41ZM41 178H39V181L41 182V183L39 182V183H40L39 187L41 188V190H43L44 187H45V185L47 186L48 183H45L46 180H45V179H41ZM51 178H52V177H51ZM111 178H112V179H111ZM190 178H191V179H190ZM202 178H203L204 180H203ZM225 178H226V177H225ZM113 179H114V180H113ZM174 179H175V180H174ZM41 180H42V181H41ZM43 180H44V181H43ZM71 180H72L73 183L71 182ZM86 180H84V181H86ZM190 180H191V181H190ZM202 180H203V182H202ZM248 180H249V178H247V181H248ZM69 181H70V182H69ZM115 181H116V182H115ZM155 181H154V182H155ZM173 181H174V182H173ZM175 181H177V182H176V185H177V186L175 185ZM189 181H190V182H189ZM194 181H195V183H194ZM199 181H201V182H199ZM242 181H243V180H242ZM244 181H245V180H244ZM42 182H43V183H42ZM53 182H54V181H52V184L55 185V183H53ZM68 182H69V183H68ZM178 182H179V183H178ZM196 182H197V183H196ZM245 182H246V181H245ZM181 183H182V185H181ZM183 183H184V184H183ZM191 183H193V184H191ZM199 183H200V184L203 183L202 186H201ZM73 184H74V185H73ZM102 184H103V185H102ZM195 184H197V185L195 186L197 189H196L195 187H193ZM198 184H199L200 186H199ZM54 185H53V186H54ZM72 185H73V186H72ZM113 185H112V187H113ZM115 185H116V184H115ZM156 185H157V184H156ZM156 185H155V186H156ZM180 185H181V187L184 186L185 189L182 187V190H181ZM190 185H193V186H190ZM186 186H187V187H186ZM188 186H190V187H188ZM197 186H198V187H197ZM55 187H56V186H55ZM61 187H62V186H61ZM114 187L116 188V187H118V186H114ZM175 187H177V188L179 187V188L177 189V188H175ZM192 187L195 188V189L192 190V191H191V189L188 190V188H192ZM199 187H200V188H199ZM206 187H207V186H206ZM263 187H264V182H263L262 184H261V183L258 184V188H259V189H260V188H263ZM51 188H52V187H51ZM53 188H54V187H53ZM58 188H59V187H58ZM58 188H56V189H58ZM67 188H63V190H64V189H67ZM161 188H162L163 190H164V188L167 189V190L170 188L171 190H170V189L168 190V191H170L169 193H167V191L164 190V191L166 192V193H164L163 190L161 191ZM60 189L62 190V188H60ZM88 189H89V191H88ZM90 189H92V190H90ZM105 189H104V190H105ZM118 189H119V187L117 188V190H118ZM155 189L157 190L156 187H155ZM172 189H173V190H172ZM44 190H45V189H44ZM52 190H53V189H52ZM94 190H95V191H94ZM96 190H97V191H96ZM98 190H99V192H98ZM106 190H108V189H106ZM158 190H157L156 192H157V194L159 193V195H160V192H158ZM183 190H184L185 192H184ZM56 191H57V190H56ZM56 191H55V188H54V192H56ZM85 191H84V192H85ZM187 191H189L188 193H189L190 196H192V197L189 196V194L187 193ZM194 191H196V192H194ZM204 191H205V193H204ZM218 191L220 192V190H218ZM52 192H53V191H52ZM84 192H83V193H84ZM87 192H86V193H87ZM95 192H96V193H95ZM97 192H98V193H97ZM183 192H184V193H183ZM191 192H192V193H191ZM102 193H103V194H102ZM104 193H105V194H104ZM109 193H110V194H109ZM152 193H153V192H152ZM171 193H172V194H171ZM182 193H183V195H182ZM202 193H203V194H202ZM206 193H207V194H206ZM215 193H218V192L215 191ZM244 193H248V192L245 191ZM84 194H85V193H84ZM95 194H96V195H95ZM106 194H107L108 196H107ZM118 194H117V195H118ZM125 194H126V193H124L123 196H127V195H128V193H127L126 195H125ZM153 194H154V193H153ZM153 194H152V195H153ZM169 194H170V195H169ZM179 194H180V197H179ZM186 194H187V196L185 197ZM204 194H205V196H203ZM206 195H207V197H206ZM12 196H13V195H11L10 198L12 199V201H13V200L15 201V198H16L17 196H19V195H15L14 198H13ZM121 196H122V195H121ZM121 196L118 197V198L121 199L122 201H123V199H125V198H127V197L129 198V196H127V197H125V198H124V197H121ZM182 196H183V197H182ZM196 196H198L197 199H195ZM199 196H200V197H199ZM27 197H28V196H27ZM29 197H30V196H29ZM104 197H105V198H104ZM189 197H190V198H189ZM8 198H9V196H8ZM47 198H49V199H43V201H41V200L37 201V200H36L37 203H35V202H36V201H35L34 203H31V205H26V206H24V207H19V209H18V211H19L20 214H21L20 216L23 217V221L25 222V224H26V223H28V224L33 223V221L30 220V217H31V218H32V217L35 218L34 221H36V222H35L34 224H37L38 226H37V225H34V226H35L34 228H36V229L32 228V231H33V232H36V230L38 231L39 229H44V230H46L47 232L50 231L51 228H52V230H53V227H54L55 225L53 224V225H54V226H53V225L51 224V221H50V220H53V219L55 218V219L58 220V221L63 219V220H62L63 222H62V221H59V223H58V221H56V220L54 219V221H52V223L55 222V223H57V225H58V226H55V227H56V228H62L63 230L66 229V230H64L65 233H68V232H69L68 234H70V233H72V231L74 232V229H75V231H77V230H76V227L78 228L79 225L82 224V225L79 227V229H81V227H84V226L86 225L87 222H89L90 220L94 219V217H95V218L98 217L100 214L104 213V210H105V209L107 210V208H108V206L104 207V205H102V208H101V204L99 205V204L97 203V201H96L95 203H93V202L90 201V200H89V201L85 200L86 203H85V202H82L83 204H81V202H78V203H77V201H75V199H73L75 202L71 200V203L68 202V203L70 204V205H68V206H71L72 202L74 203V205H76V203H77V204H81L82 206H81V205H79V206L77 205V208H76V207H74L73 204H72L71 207H74V209H73V210L71 209V211H72V215H71L70 217L75 216V215H74V213H75L78 217H79V215H80L81 218L79 217V219H78V217H77V218L73 217V218H70V219L72 220V221H71L68 217H66L67 219H64V217H63V218L61 217V213H60L61 210H60V209H59V210H60V212H59V213H60V214H59L60 216H59V215H56V214H58V208H59L58 205L60 204V202H59L58 205L56 204L57 206L55 205V203H58V202H57L58 199L55 200L53 197H52L53 200H52L51 197H47ZM65 198L68 200L67 197H65ZM116 198H117V197H116ZM118 198H117V199H118ZM184 198H185V199H184ZM201 198H202V199H201ZM50 199H51V200H50ZM183 199H184V200H183ZM199 199H201V200H199ZM213 199H214V197H213ZM54 200H55L56 202H55ZM61 200H62V199H61ZM61 200H60V201H61ZM69 200H70V199H69ZM100 200H101V201H100ZM174 200H175V199H174ZM190 200H191V201H190ZM58 201H59V200H58ZM64 201H65V202H64ZM83 201H84V200H83ZM116 201H117V202H116ZM122 201H120V202H122ZM182 201H180V202H182ZM54 202H55V203H54ZM66 202H67V201H66L65 199H63L62 204H63V205H66V204H64V203H66ZM88 202H90V203H88ZM84 203H85V204H84ZM91 203H92L93 206L91 205ZM113 203H114V204H113V205H114L113 209H114V211H115V210H116V204H118L119 202H118V200H115V199H114V202H113ZM193 203H194V202H193ZM197 203H198V202H197ZM206 203H207V204H206ZM86 204H87V205H86ZM94 204H96V205L94 206ZM187 204H186V206H187ZM199 204H200V203H198V205H199ZM205 204H206V205H205ZM84 205H85L87 208H85ZM88 205H89V206H88ZM60 206H61V205H60ZM90 206H91V207H90ZM188 206H187V207H188ZM206 206H207V207H206ZM71 207H69V208H71ZM81 207H82L83 209H85V210H86V209H88V210H87V211H84V210H83L84 212H82V208H81ZM96 207H97V208H96ZM69 208H68V209H69ZM78 208H81V209H78ZM93 208H94V209H93ZM163 208L165 209V207H163ZM200 209H201V208H200ZM210 209L208 208V209L206 210V211H207L206 213H208V212L210 211ZM4 210H5V209H4ZM80 210H81V211H80ZM90 210H91V211H90ZM101 210H102V211H101ZM161 210H162V208H161ZM201 210H202V209H201ZM5 211H6V210H5ZM68 211H69V210H67V213H66L65 211H63V212H62V216H63L64 212H65L64 216H67V214H68L69 212H70V214H71V211H69V212H68ZM78 211H80V213H79ZM89 211H90V213H87V212H89ZM97 211L100 212L98 215H97ZM73 212H74V213H73ZM101 212H102V213H101ZM81 213H82V214H81ZM83 213L86 214V216H87V215H90L91 213H92L93 216H94V214H95V216L93 217V216L90 215V216L92 217L91 219L87 218V217H88V216H87L86 218L89 219V221H87V222L84 223V221H86L87 219L83 218V220H82ZM51 216H52V217H51ZM53 216H54V217H53ZM56 216H58L59 219H58ZM68 216H69V214H68ZM49 217H50V218H49ZM60 217H61L62 219H60ZM194 217H196V216H194ZM194 217H193V219H195ZM196 218H197V217H196ZM44 219H46L47 222H45ZM65 220H66V222H65ZM77 220H78V221H77ZM79 220H80V221L82 220V221H81L79 224H77V223L79 222ZM49 221H50V222H49ZM69 221H70V222H69ZM104 221H105V220H104ZM104 221H103V222H104ZM43 222H45L46 224H44ZM68 222H69V223H68ZM71 222L73 223V225H70ZM82 222H83V223H82ZM105 222H106V221H105ZM105 222H104V223H105ZM60 223H61V224H60ZM62 223H63V225H62ZM47 224H48V225H47ZM49 224H50V225H49ZM74 224H75V225H74ZM84 224H85V225H84ZM92 224H94V223H92ZM39 225L41 226L40 228H39ZM44 225H45V226H44ZM60 225L63 226V227H61ZM76 225H77V226H76ZM83 225H84V226H83ZM87 225H88V224H87ZM47 226H48V227H47ZM49 226H51V227H49ZM52 226H53V227H52ZM69 226H70L71 228H70ZM74 226H75V228H74ZM42 227H44V228H42ZM64 227H65V228H64ZM67 228L69 229V231H68ZM33 229H34L35 231H34ZM48 229H49V230H48ZM70 229H71V230H70ZM79 229H78V230H79ZM54 230H55V229H54ZM54 230H53V231H54ZM46 231H45V232H46ZM61 231H62V230H61ZM66 231H67V232H66ZM70 231H71V232H70ZM33 232H31V233H32L31 240H32L33 242L37 243L36 240H38V236H37L36 233L33 234ZM47 232H46V233H47ZM51 232H52V231H51ZM51 232H49V233L51 234ZM53 233L55 234V232H52V234H53ZM52 234H51V235H52ZM56 234L58 235V233H56ZM56 234H55V235H52V236H53V239H51V238H52V236H51V238H50L51 241H52V240L54 241V239H55V237H56ZM44 235H45V234H44ZM36 236H37V237H36ZM49 236H50V235H49ZM44 237H45V236H44ZM44 237H43V238H44ZM57 237L60 238L61 236L58 235ZM57 237H56V238H57ZM59 238H58V239H59ZM146 238H147V237H146ZM146 238H145L144 240H146ZM86 239H90V237H89V238H86ZM86 239H85V240H86ZM55 241H58V240L55 239ZM38 243H39V242H38ZM45 258H49V256H48L47 254H45ZM48 260H50V259H48Z\"/></svg>",
	"mask_w": 264,
	"mask_h": 264
}]
</instances>
